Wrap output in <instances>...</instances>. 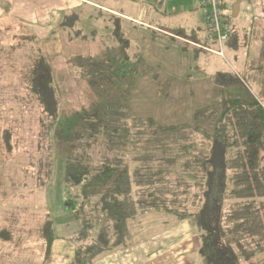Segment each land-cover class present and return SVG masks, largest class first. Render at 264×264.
<instances>
[{
	"label": "trees",
	"instance_id": "obj_1",
	"mask_svg": "<svg viewBox=\"0 0 264 264\" xmlns=\"http://www.w3.org/2000/svg\"><path fill=\"white\" fill-rule=\"evenodd\" d=\"M219 1L224 10V0ZM159 3H153L158 11ZM95 4L67 10L57 26L25 25L0 13V37L9 38L3 44L0 39V51L26 48L29 52L30 93L43 109L46 101L51 111L56 97L53 71L40 44L50 40L55 27L70 40L97 41L104 51L97 58L68 59L75 76L94 95L80 111L75 144L64 161L65 180L77 188L74 200L66 202L79 222L71 239V264H92L119 246L131 245L135 217L151 208L178 221L195 222L200 246L193 264H247L264 252V89L255 95L241 86L243 97L221 98L195 110L191 123L159 125L129 117L128 93L121 86L136 88L130 77L151 70L146 62L135 66L137 59L126 50L140 25L122 12ZM85 22L91 26L88 33L82 28ZM155 27L171 40L175 35L208 48L213 42L181 27ZM180 50L187 48L181 45ZM259 56L264 65V42ZM215 80L220 86L239 81L223 73ZM194 136L209 142L207 149H199ZM8 139L4 141L10 148ZM152 161L157 162L155 168ZM135 188L143 190L142 198H134ZM51 230L50 225L45 227L48 244H52Z\"/></svg>",
	"mask_w": 264,
	"mask_h": 264
},
{
	"label": "rangeland",
	"instance_id": "obj_2",
	"mask_svg": "<svg viewBox=\"0 0 264 264\" xmlns=\"http://www.w3.org/2000/svg\"><path fill=\"white\" fill-rule=\"evenodd\" d=\"M91 1L139 17L143 22L181 27L186 33L194 31L202 39L210 37L200 0H160L161 12L154 0ZM224 2L223 11L230 16L225 26L228 34L220 45L215 42L207 45L210 48L175 35L171 36L176 39L171 40L163 31L153 33L136 27L137 32L133 33L136 41L133 39L126 50L129 57L137 59L135 66L146 62L151 70L144 76L138 73L130 77L131 84L136 85L134 89L120 85L128 93L125 103L129 117L151 119L159 125L191 123L195 110L214 105L221 98L243 97L241 86L251 94L261 95L264 65L259 63L258 49L264 35H252L250 25H242L249 16L248 4L241 2L238 16L232 18L235 0ZM82 28L88 33L90 23H83ZM54 29L50 40L40 44L53 71L56 103L51 111L46 101L43 109L30 93L26 48L0 51V264H64L67 260L61 256L62 246L70 245L79 226L66 206L68 199L74 200L77 188L65 180L64 161L70 145L75 144L73 136L80 126V111L88 107L94 95L75 76L68 59L76 55L97 58L104 51L97 41L70 40L60 29ZM233 29L234 38L229 33ZM0 39L3 44L9 38ZM181 45L186 46V52L180 50ZM218 73L239 81L220 86L215 80ZM7 136L10 148L4 141ZM200 137L194 136L192 140L199 149H207L209 142ZM156 163L152 161L151 166ZM134 190V198H142L143 190ZM49 225L52 244L45 237V227ZM151 225L158 228L157 222L148 226ZM257 256L251 260L253 264H264V252ZM101 258L92 264L110 263ZM108 258L113 260V256Z\"/></svg>",
	"mask_w": 264,
	"mask_h": 264
},
{
	"label": "crops",
	"instance_id": "obj_3",
	"mask_svg": "<svg viewBox=\"0 0 264 264\" xmlns=\"http://www.w3.org/2000/svg\"><path fill=\"white\" fill-rule=\"evenodd\" d=\"M87 4L96 6L91 0H0V13L3 16L7 15V19L8 17L16 19L25 25L49 26L55 23L57 26L64 12L74 8H84ZM248 5L249 16L241 22L242 25H250L253 29L252 35L256 33L264 35V0H249ZM125 15L140 27H148V30L155 33L162 32L158 31L154 23L143 22L139 17ZM235 23L240 24V22ZM233 31L235 30H230L229 33ZM165 33L167 32H163ZM153 221L155 224L157 222V229L152 225L148 226ZM131 240V245L119 246L113 253L101 255V260L108 259L109 264H193L195 262L194 253L200 246L198 228L192 219L178 221L175 216L157 208L148 209L135 217L131 228ZM62 247L64 253H61V256L67 260L64 264H68V261L71 263L74 247L71 243L69 246L63 245ZM112 256L113 260L110 261L108 257ZM253 263L250 261L247 264ZM255 263H257V258Z\"/></svg>",
	"mask_w": 264,
	"mask_h": 264
},
{
	"label": "built area",
	"instance_id": "obj_4",
	"mask_svg": "<svg viewBox=\"0 0 264 264\" xmlns=\"http://www.w3.org/2000/svg\"><path fill=\"white\" fill-rule=\"evenodd\" d=\"M200 4L205 9V22L210 30L209 40L220 45L226 39L227 31L225 26L229 20L224 16L219 0H200Z\"/></svg>",
	"mask_w": 264,
	"mask_h": 264
},
{
	"label": "water",
	"instance_id": "obj_5",
	"mask_svg": "<svg viewBox=\"0 0 264 264\" xmlns=\"http://www.w3.org/2000/svg\"><path fill=\"white\" fill-rule=\"evenodd\" d=\"M241 0H236L231 6V17L236 18L239 14Z\"/></svg>",
	"mask_w": 264,
	"mask_h": 264
}]
</instances>
